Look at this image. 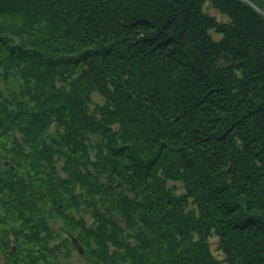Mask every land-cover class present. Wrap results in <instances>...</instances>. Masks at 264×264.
Masks as SVG:
<instances>
[{
	"label": "trees",
	"instance_id": "obj_1",
	"mask_svg": "<svg viewBox=\"0 0 264 264\" xmlns=\"http://www.w3.org/2000/svg\"><path fill=\"white\" fill-rule=\"evenodd\" d=\"M71 236L86 264H264V13L0 0V264Z\"/></svg>",
	"mask_w": 264,
	"mask_h": 264
},
{
	"label": "rangeland",
	"instance_id": "obj_2",
	"mask_svg": "<svg viewBox=\"0 0 264 264\" xmlns=\"http://www.w3.org/2000/svg\"><path fill=\"white\" fill-rule=\"evenodd\" d=\"M206 10H208V12L214 14L217 18L219 19H223L225 18V16H223L220 12H217L209 3H207L206 5ZM99 99V97H98ZM88 216V214H87ZM86 218H89V217H86ZM51 224H53L54 226H57V228H60V223H58L56 220H50ZM62 235H66L63 231L61 233ZM70 235V234H69ZM75 238V237H73ZM72 242V241H71ZM210 243H211V249H213V252L215 253V255L217 257H221L222 256V253L219 249H216L215 246L217 244V238L215 237H211L210 239ZM72 255H73V259L72 260H68L65 261V264H86V260L84 258H82V256L79 254V253H82V252H79L76 245L73 244L72 242ZM0 259L3 260V256L2 254L0 253ZM220 264H228L227 262L225 261H222Z\"/></svg>",
	"mask_w": 264,
	"mask_h": 264
},
{
	"label": "water",
	"instance_id": "obj_3",
	"mask_svg": "<svg viewBox=\"0 0 264 264\" xmlns=\"http://www.w3.org/2000/svg\"><path fill=\"white\" fill-rule=\"evenodd\" d=\"M245 1H247L249 4H251V5H252L256 10H258L260 13H261V12L264 13V10L260 9V8H259L256 4H254L251 0H245ZM73 241H74V244H76L77 249H78L80 252H82V251H83V248H82L81 244H79L78 240H75V239L73 238Z\"/></svg>",
	"mask_w": 264,
	"mask_h": 264
}]
</instances>
